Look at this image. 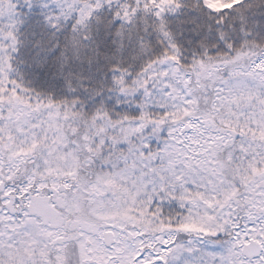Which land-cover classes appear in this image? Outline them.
Segmentation results:
<instances>
[{
	"label": "snow or ice",
	"instance_id": "obj_1",
	"mask_svg": "<svg viewBox=\"0 0 264 264\" xmlns=\"http://www.w3.org/2000/svg\"><path fill=\"white\" fill-rule=\"evenodd\" d=\"M0 264H264V0H0Z\"/></svg>",
	"mask_w": 264,
	"mask_h": 264
}]
</instances>
